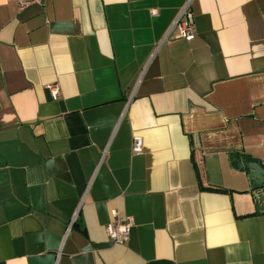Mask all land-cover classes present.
Masks as SVG:
<instances>
[{"label":"crops","instance_id":"crops-1","mask_svg":"<svg viewBox=\"0 0 264 264\" xmlns=\"http://www.w3.org/2000/svg\"><path fill=\"white\" fill-rule=\"evenodd\" d=\"M184 2L0 0V264H264V0Z\"/></svg>","mask_w":264,"mask_h":264},{"label":"built area","instance_id":"built-area-1","mask_svg":"<svg viewBox=\"0 0 264 264\" xmlns=\"http://www.w3.org/2000/svg\"><path fill=\"white\" fill-rule=\"evenodd\" d=\"M20 9L31 5L43 6L45 0H15ZM153 13L154 10H152ZM196 22L192 11V0H185L181 6L178 15L167 30L164 40L169 38H182L192 41L196 38ZM54 99H59L62 95L61 86L58 82L47 85ZM132 151L134 154L144 152V138L141 135H135L132 141ZM132 216H122L118 210L113 212V220L106 226L109 238L118 244H125L130 239L131 228L133 226Z\"/></svg>","mask_w":264,"mask_h":264},{"label":"trees","instance_id":"trees-1","mask_svg":"<svg viewBox=\"0 0 264 264\" xmlns=\"http://www.w3.org/2000/svg\"><path fill=\"white\" fill-rule=\"evenodd\" d=\"M230 159L234 167L246 170L248 172H250V168L248 166L249 162L255 161L250 156L244 153H241V152H232L230 154ZM254 190L255 191L257 190L256 194L254 195V199L256 201V204H259V200H260L259 198H260L262 191H260V189H257V188Z\"/></svg>","mask_w":264,"mask_h":264},{"label":"water","instance_id":"water-1","mask_svg":"<svg viewBox=\"0 0 264 264\" xmlns=\"http://www.w3.org/2000/svg\"><path fill=\"white\" fill-rule=\"evenodd\" d=\"M250 176L254 182V187L263 189L264 192V164L257 161L249 162Z\"/></svg>","mask_w":264,"mask_h":264}]
</instances>
